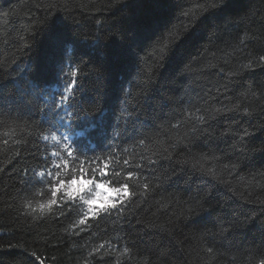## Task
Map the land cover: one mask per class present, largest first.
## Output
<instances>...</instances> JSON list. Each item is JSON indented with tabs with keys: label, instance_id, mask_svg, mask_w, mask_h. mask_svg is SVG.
<instances>
[{
	"label": "trees",
	"instance_id": "16d2710c",
	"mask_svg": "<svg viewBox=\"0 0 264 264\" xmlns=\"http://www.w3.org/2000/svg\"><path fill=\"white\" fill-rule=\"evenodd\" d=\"M261 55L264 0H0V264H261ZM73 79L86 164L38 112ZM79 178L129 194L94 217Z\"/></svg>",
	"mask_w": 264,
	"mask_h": 264
},
{
	"label": "snow or ice",
	"instance_id": "6c2138e0",
	"mask_svg": "<svg viewBox=\"0 0 264 264\" xmlns=\"http://www.w3.org/2000/svg\"><path fill=\"white\" fill-rule=\"evenodd\" d=\"M5 15H7V13H5ZM259 61L261 63H264V55H261L259 57ZM245 67H252V62L249 61V63L247 65H245ZM79 69L73 70L71 72V76L74 78H78L79 75ZM77 90V80L73 79L69 82L68 85L65 86L64 90L58 93H54L52 94V98L50 100V104H51V108H45V109H38V112L43 113L45 119L48 118V113L52 112L53 113V120L55 122V127L53 128L54 132H59V138L62 139V141L64 142V149L67 153V155L69 157H73L76 160L80 159V156H84L85 160L84 163H88L89 162V158L87 156L86 151H82L78 146L77 143L78 141L74 140L71 134V130L74 126V124H76L77 121L79 122H84V121H88V120H92L94 121L96 117L92 116L90 117L89 115V111L87 109H83L80 108L79 106H75L71 104V101L74 99V93ZM45 103H49V102H45ZM72 108L73 110L70 111L69 109ZM102 111V110H101ZM217 111H224V109H217ZM245 113H247V109L244 110ZM200 120L203 121L204 117H200ZM60 128H63L64 131L60 132ZM77 136L82 135V133H76ZM245 136L248 135L247 132L244 133ZM42 139L44 141H48L49 140V136L48 135H43ZM51 140L53 141H57L58 140V136L56 134H52L51 135ZM72 141L71 143H68V141ZM107 140V136L105 135V141ZM141 143H143V140H141ZM94 154V151H93ZM50 159V157H49ZM96 161L99 162L100 157H95ZM66 163V162H65ZM125 164H128L129 162L126 160L124 161ZM59 167V166H57ZM108 165L107 163L104 165V168H107ZM81 171H84L83 168V164L81 165ZM101 171H103L102 169H100ZM26 174H27V170H26ZM46 173L45 171H38L35 172V176L39 177L41 180L45 177ZM57 175L59 176V172H57ZM133 175V173L129 174V179L131 178V176ZM63 183V182H61ZM72 183H76V181H72ZM84 183L86 184H91L93 183L92 180H87ZM97 187L102 188L104 187L103 185H97ZM145 187H147V185H145ZM59 191V188H53V192L52 195L55 197L56 192ZM80 191H83V187H81ZM113 191L115 192H119L121 193V200L123 201L124 197H127L129 192H128V184L125 183L123 185V188H117V189H113ZM66 196L69 200L74 198V193L72 191H67ZM56 203V201L50 200L48 201L46 204H40L39 205V209L43 212V211H48L51 208V205ZM89 208H88V213L91 214L92 216H99L101 213H108L110 212L112 209H116L118 206L116 203H106L103 204L102 206L99 207H93V201L89 200L87 201ZM31 206V205H29ZM88 219V214H85V217L80 219L79 223L81 225L85 224L86 221ZM225 231H227V229H225ZM209 252L212 251V249H208ZM125 252H128V249H125ZM261 264H264V259H262Z\"/></svg>",
	"mask_w": 264,
	"mask_h": 264
},
{
	"label": "rangeland",
	"instance_id": "374dc122",
	"mask_svg": "<svg viewBox=\"0 0 264 264\" xmlns=\"http://www.w3.org/2000/svg\"><path fill=\"white\" fill-rule=\"evenodd\" d=\"M75 181L76 183H72V181L65 183L63 189L65 192L72 191L74 196H81L86 204L87 212L89 208L87 201L91 200L93 201V207H99L106 203H113L121 195V193L113 191V189L103 183L93 182L86 184L84 182L87 180L83 178L76 179ZM97 185H103L104 187L99 188ZM81 187H83V191H80Z\"/></svg>",
	"mask_w": 264,
	"mask_h": 264
}]
</instances>
